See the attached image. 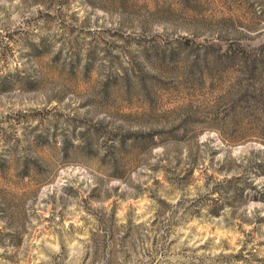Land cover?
Segmentation results:
<instances>
[{
  "label": "rangeland",
  "instance_id": "rangeland-1",
  "mask_svg": "<svg viewBox=\"0 0 264 264\" xmlns=\"http://www.w3.org/2000/svg\"><path fill=\"white\" fill-rule=\"evenodd\" d=\"M0 264H264V0H0Z\"/></svg>",
  "mask_w": 264,
  "mask_h": 264
}]
</instances>
